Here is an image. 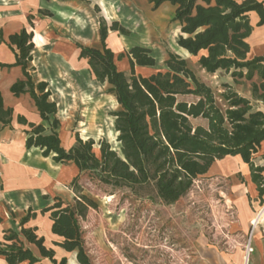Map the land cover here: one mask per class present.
Instances as JSON below:
<instances>
[{"label": "trees", "instance_id": "16d2710c", "mask_svg": "<svg viewBox=\"0 0 264 264\" xmlns=\"http://www.w3.org/2000/svg\"><path fill=\"white\" fill-rule=\"evenodd\" d=\"M153 8L163 3L174 7L172 20L177 22V45L197 60L208 73L229 72L238 81H251V99L224 84L221 109L209 86L188 67L186 60L169 52L165 68L149 74L136 73V67H153L155 58L148 47L131 46L115 55L107 44L109 31L127 35L118 21L109 25L100 18V47L74 43L78 59L86 61L89 73L112 95L118 109L114 117L118 150L104 138L82 139L74 134L69 147L61 143L57 103L51 98L46 81H35L33 70V31L25 27L8 34L6 43L14 53L12 64L19 67L21 78L10 85L15 97L27 94L37 112L38 122L14 115L5 107L0 93V123L12 121L25 126L24 147L37 148L43 157L71 166L75 174L68 183L72 202L55 196L53 202L38 212L29 207L15 228L2 231L0 258L6 264H67L65 256L57 258L55 247L73 253L78 264H92L85 250L79 219L89 209H97L95 200L84 193L81 177L85 174L113 187L127 188L136 196H149L169 205L177 202L192 188L198 176H207L213 162L238 156L248 166L250 181L255 184L260 203H264V165L256 163L264 140V54L247 58V38L254 26L249 14L258 16L256 26L264 25V0H151ZM32 26V17L28 16ZM125 59L128 70L117 61ZM192 96L194 100L185 97ZM191 119H202L205 125H193ZM261 159L264 160V154ZM47 214L49 232L54 239L46 243L44 235L30 221L37 214ZM1 220V218H0Z\"/></svg>", "mask_w": 264, "mask_h": 264}, {"label": "rangeland", "instance_id": "374dc122", "mask_svg": "<svg viewBox=\"0 0 264 264\" xmlns=\"http://www.w3.org/2000/svg\"><path fill=\"white\" fill-rule=\"evenodd\" d=\"M128 1L42 0L39 9L32 14L31 28L39 45L31 73L35 80L48 82L52 99L57 103L58 132L66 148L78 133L84 140L93 138L96 142L104 138L118 150L112 116L118 105L106 92V85L91 76L86 61L78 59V50L74 46L75 42L100 46V18L108 25L118 21L128 31L127 35L108 32L107 44L115 55L125 53L133 45L150 48L155 65L136 67V73L146 75L163 70L167 54H178L211 88L221 109L225 107L221 97L224 84H229L232 89L234 85L243 89L248 81H235L229 72L222 70L208 73L200 68L195 57L179 47L176 43L179 27L172 20V5L163 3L153 8L151 0H133L135 8L145 6L156 18L151 29L139 32L122 13V7ZM82 28L87 31L86 36L80 33ZM59 63L65 65V69ZM117 65L128 70L125 59L117 61ZM68 81L69 85L65 84ZM185 99L194 100V97ZM92 112H96L98 120L90 126L87 118ZM191 122L205 125L202 119H191ZM21 136L14 133L10 138L15 146L4 151L0 148V233L15 228L28 207L38 212L51 204L55 196L65 203L73 200L68 183L75 169L54 165L50 159H43L38 150L19 152L15 147ZM258 160L260 158H256V163ZM216 167L213 174L196 177L190 191L169 205L149 196H136L127 188L104 184L90 174L83 175L80 180L84 193L98 205L97 209H89L84 219H79L91 263L242 264L246 257L247 264H264V233L261 231L260 241H257V221L251 223L257 204L249 199V170L239 157L215 161L211 169ZM30 224L37 226L47 244L54 239L49 232L47 214L38 213ZM249 240L252 251L247 255L245 247ZM55 250L57 258L65 256L67 264H78L73 253L58 247ZM0 264H3L2 260Z\"/></svg>", "mask_w": 264, "mask_h": 264}, {"label": "crops", "instance_id": "0c3cea01", "mask_svg": "<svg viewBox=\"0 0 264 264\" xmlns=\"http://www.w3.org/2000/svg\"><path fill=\"white\" fill-rule=\"evenodd\" d=\"M41 3H42V0H0V29L3 32V39L4 40H7L8 34L13 33V32H17L23 27H25L27 30L33 31L32 41L34 44V48L31 51V53H32V62H31L32 66H35V63H34L35 62V60H34L35 52H36L37 46L39 44L36 42L37 35L35 34L33 28H31V25L28 22V16L30 15L32 17L33 12L36 9H39V5ZM249 16H250V22L254 26V28H253V31L251 32V34L249 35V37L247 38V42L249 43V52L247 53V58H252L254 56H259V55L264 54V25H261V26L255 25L256 22L258 21V16L255 12H251L249 14ZM32 23H33V18H32ZM27 26H29L30 29H28ZM80 33L82 35H85V34L87 35V31L84 30V28L81 29ZM98 37H99V35H98ZM48 45H50V42ZM99 45H100V42H99ZM43 46L44 47H50L47 45H43ZM85 46H88V45H85ZM92 47H100V46L95 45ZM13 62H14L13 51L8 47V45L6 43H4V42L1 43L0 44V93H1L3 105L5 107L12 108L14 115H17V114L23 115L29 122L37 123L38 122L37 112H36V109L34 108V106L32 104L31 99L29 98V96L27 94H25V95H21L19 97H15V96H13V94L9 90L10 85L14 81L21 78V72H20L19 67H15V66L5 67V66H2L1 64H12ZM61 65L62 64L59 63V66H61ZM64 66L65 65H62V68L65 69ZM140 68H143V67H140ZM121 69L125 70V67H121ZM32 71H34V70H32ZM31 75H32V73H31ZM32 78L34 79L33 76H32ZM240 80H244V79H240ZM258 80H259L258 76L254 75V77L251 81L258 82ZM35 81H45V80H35ZM251 81H246V84H245L243 89L239 88L236 85H234L233 89L238 94L251 99V85H250ZM69 83L70 82L68 81L65 84L69 85ZM51 98H52V93H51ZM252 103L256 104L255 106L264 107V104L262 102L252 100ZM57 114H58V108H57ZM57 114H56V116H57ZM25 128H26L25 126L18 124L16 121H12L11 126H3L0 123V148H1V150L4 151L5 149H10L11 147L15 146V145H13V142H14L13 138L12 139L10 138V137H13V134L15 133V134H21L22 135L21 138H19L17 145L15 147L16 149L19 150V152H27V151H31V150H38L39 151V149L34 148V147L29 148V149H26L24 147L25 135L23 133V129H25ZM8 141H11V142L8 143ZM262 154H264V140L260 144L259 152L257 153V157H256V158H260V160H258V162H257V164H259V165H264V160L261 159V157H260ZM7 156H8V158H13L11 155H7ZM41 157L43 159H50V161L54 165L68 167L71 170H74V168H72L71 166H64L62 164H57V163L53 162V160L51 159L50 156L49 157H43L41 155ZM235 157H238V156H235ZM242 164L245 165L248 169V166L245 163L242 162ZM211 166L207 172L208 175L213 174L218 169L216 167L214 170H212ZM248 180H249V185L251 186V192H249V199L251 200L252 203L257 204V210H256V213H255L254 218L252 219L251 223L253 222V220H255L257 218L256 227H257L258 231L256 233L255 238L257 241H260L259 235H260L261 231L264 233V225H263L264 224V203L263 204L260 203V199L258 197V192L256 190V186H255V184H253L250 181L249 173H248ZM2 231L0 233V236L2 234ZM0 260L3 261V264H6L2 258H0ZM231 264H235V263H231ZM244 264H246V263H244ZM253 264H255V263H253Z\"/></svg>", "mask_w": 264, "mask_h": 264}, {"label": "bare ground", "instance_id": "6f19581e", "mask_svg": "<svg viewBox=\"0 0 264 264\" xmlns=\"http://www.w3.org/2000/svg\"><path fill=\"white\" fill-rule=\"evenodd\" d=\"M122 13H124L127 17L130 18V21L136 26V28L138 29L139 32H142L146 28L151 29L152 28L151 26L156 23L155 16H152L151 14H149V12L145 8V6L141 7V8L138 6V8H135V4H134L133 0H129L128 4L124 7H122ZM87 120H88V124L90 126H93L94 124H96L97 120H98L97 116H96V112H92L91 114H89ZM114 134H115V132H114ZM115 145H116V147H118V144L116 142H115ZM214 165H215V162L212 164L211 168ZM256 221H257V218L255 220H253L252 223H256ZM244 263L247 264V258L246 257L244 258Z\"/></svg>", "mask_w": 264, "mask_h": 264}, {"label": "built area", "instance_id": "2783aa9c", "mask_svg": "<svg viewBox=\"0 0 264 264\" xmlns=\"http://www.w3.org/2000/svg\"><path fill=\"white\" fill-rule=\"evenodd\" d=\"M245 248H246V254L248 255L252 251V248L250 247V240L248 241Z\"/></svg>", "mask_w": 264, "mask_h": 264}]
</instances>
